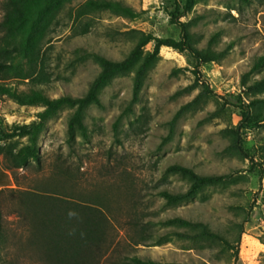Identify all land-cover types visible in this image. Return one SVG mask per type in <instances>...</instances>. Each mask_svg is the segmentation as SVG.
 Listing matches in <instances>:
<instances>
[{
  "label": "rangeland",
  "instance_id": "374dc122",
  "mask_svg": "<svg viewBox=\"0 0 264 264\" xmlns=\"http://www.w3.org/2000/svg\"><path fill=\"white\" fill-rule=\"evenodd\" d=\"M6 1L0 0V46L10 39L1 24ZM86 1L65 4L52 19L31 78L0 81V88L28 92L35 87L50 98L81 97L100 69L91 59L78 61L79 53L120 61L134 46L125 32L179 40L180 23L197 16L191 32L200 49L213 34H218L215 49L229 43L233 49L220 62L198 64L187 53L163 47L137 102H132L133 74L116 78L101 92L103 107L92 104L86 111L88 141L78 134L68 140L74 109H62L39 138V160L23 168H11L9 160L27 144V137L5 136L37 121L43 107L20 105L0 93V262L54 264L45 242L33 235V222L23 215L29 196L37 195L45 201L97 204L105 211L108 224L98 264H132L133 258L264 264V105L253 103L264 98V88L248 89L264 78V64L248 74L256 59L264 57V0H117L140 16L130 20L97 12L77 21L73 13ZM152 49V43L146 47ZM193 70L200 74L198 85L177 94L195 84ZM202 91L206 95L200 104L175 118ZM172 165L225 179L191 201L168 206L161 191L189 188L187 179L167 172ZM175 217L202 222L219 237L184 238L188 228L163 223Z\"/></svg>",
  "mask_w": 264,
  "mask_h": 264
},
{
  "label": "trees",
  "instance_id": "16d2710c",
  "mask_svg": "<svg viewBox=\"0 0 264 264\" xmlns=\"http://www.w3.org/2000/svg\"><path fill=\"white\" fill-rule=\"evenodd\" d=\"M73 0H7L5 13L2 20V28L5 31V38H10L9 43L0 46V81L31 78L32 67L36 63V56L39 53L40 43L48 29L52 19L58 14L65 4ZM187 3L190 0H185ZM249 3L251 0H239ZM186 8H188L186 6ZM97 12H110L130 20L137 19L140 13L131 6L117 0H87L80 5L73 13L77 21ZM198 17L187 23H180L181 37L174 38L157 37L151 33L139 30L125 32V35L134 40V46L128 55L120 61L108 59L107 57L94 52H82L77 60L85 62L93 60L99 66V73L91 82L87 92L81 97L62 96L50 98L42 90L33 87L28 92H17L12 87H1L0 93L20 105L39 104L43 111L37 114V121L30 125L16 127V131L8 134L6 138L27 137V144L21 147L13 156L11 168L26 167L31 160H39L38 141L49 120L54 118L62 109H74L68 119V140L73 141L78 134L84 141H88L89 132L85 123L86 111L90 105L103 107L101 101L102 90L110 85L116 78L133 74L132 102H137L144 82L160 59V51L163 47H170L180 53H187L195 59L198 64L220 62L227 57L233 49L229 43L222 50L214 48L217 35L213 34L205 48H199L198 41L191 32V27ZM8 41V39H7ZM153 44V49L147 51L146 47ZM264 64V57L256 59L253 73ZM185 70V69H184ZM178 71V70H175ZM175 71L173 73H175ZM181 71V70H179ZM183 71V70H182ZM196 76L195 84L177 92H190L198 85L200 74L193 70ZM245 74L243 85H246ZM264 88V78L256 80L248 89L258 91ZM207 93V91L205 90ZM204 91L189 103L183 105L175 115V118L184 112L198 106L204 99ZM257 104L264 105V98L257 99ZM123 116L121 114L119 119ZM0 151H2L0 149ZM8 157V152H5ZM10 159V158H9ZM168 173L180 175L189 181V188L185 192L171 193L167 190L161 191L168 206H175L193 200L204 188L216 185L224 181L225 176L200 175L192 169L172 165L167 169ZM47 199V198H46ZM55 201L43 200L40 196H29L25 217H29L34 224V236H39L44 241L48 259L54 260V264H98L103 256L105 244V229L108 218L105 211L97 204H86L73 202L69 204L64 200ZM166 225H175L188 228L182 235L184 238L194 240L205 238L207 240L218 238V234L212 232L202 222H192L182 217L167 219L163 222ZM4 238V227L0 221V245ZM2 264V262H0ZM132 264H189V263H161L152 259L133 258Z\"/></svg>",
  "mask_w": 264,
  "mask_h": 264
},
{
  "label": "crops",
  "instance_id": "0c3cea01",
  "mask_svg": "<svg viewBox=\"0 0 264 264\" xmlns=\"http://www.w3.org/2000/svg\"><path fill=\"white\" fill-rule=\"evenodd\" d=\"M1 171H3V170H2L1 165H0V173H1ZM2 181H3L2 177H0V188L2 187Z\"/></svg>",
  "mask_w": 264,
  "mask_h": 264
}]
</instances>
